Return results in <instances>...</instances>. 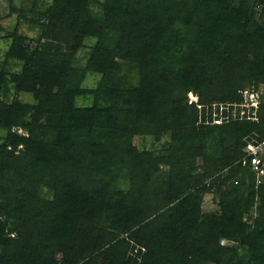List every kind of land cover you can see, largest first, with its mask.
Masks as SVG:
<instances>
[{
  "label": "trees",
  "instance_id": "obj_1",
  "mask_svg": "<svg viewBox=\"0 0 264 264\" xmlns=\"http://www.w3.org/2000/svg\"><path fill=\"white\" fill-rule=\"evenodd\" d=\"M6 1L0 264H264V0Z\"/></svg>",
  "mask_w": 264,
  "mask_h": 264
},
{
  "label": "built area",
  "instance_id": "obj_2",
  "mask_svg": "<svg viewBox=\"0 0 264 264\" xmlns=\"http://www.w3.org/2000/svg\"><path fill=\"white\" fill-rule=\"evenodd\" d=\"M242 103L240 105H230V104H214V107H218V119L214 120L215 124H220L228 116H223V112H228L230 106L239 108V116L246 117L248 120L253 122L257 121L256 111L260 105H264V99L262 94L253 88H246L241 92ZM190 96V103L196 102L197 98ZM235 111L233 110V116H235ZM215 114L214 116H216ZM236 164H241L243 167H249L252 172L255 173L256 185L261 183L264 176V139L261 141H256L255 139L247 142L245 147V154L236 162Z\"/></svg>",
  "mask_w": 264,
  "mask_h": 264
},
{
  "label": "rangeland",
  "instance_id": "obj_3",
  "mask_svg": "<svg viewBox=\"0 0 264 264\" xmlns=\"http://www.w3.org/2000/svg\"><path fill=\"white\" fill-rule=\"evenodd\" d=\"M0 3H1V13L3 16L1 24H2V27L4 30L1 35L3 36L5 34V32H10L14 29V27L17 24V18H16V15H13L11 17L7 16L9 10H8V2L6 0H0ZM14 3L16 5V7H20V8H23L25 10H29L31 7V1L30 0H14ZM96 9H98V8H96ZM20 30L22 33L26 34L29 37L33 38L35 36V33L28 30L26 25L21 26ZM88 43L91 45L93 42L89 41ZM7 45H8V42L5 39H0V59L3 57V53L6 50ZM98 80H99L98 76H90V78H88V80L85 82V85L89 88L95 87V84ZM188 97L190 99L189 95H188ZM79 104L83 105L84 102H79ZM135 143L139 148H147V149H151V148L159 149V148H161L160 143L152 144V142L149 139L137 138L135 140ZM211 201H212V197L210 195H207L204 199V204H203V208L205 209V211H212L215 209V207L213 206ZM223 243L224 242H222V244Z\"/></svg>",
  "mask_w": 264,
  "mask_h": 264
}]
</instances>
